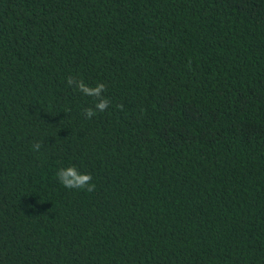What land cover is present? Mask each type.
<instances>
[{"label": "trees", "instance_id": "obj_1", "mask_svg": "<svg viewBox=\"0 0 264 264\" xmlns=\"http://www.w3.org/2000/svg\"><path fill=\"white\" fill-rule=\"evenodd\" d=\"M0 264H264V0H0Z\"/></svg>", "mask_w": 264, "mask_h": 264}, {"label": "clouds", "instance_id": "obj_2", "mask_svg": "<svg viewBox=\"0 0 264 264\" xmlns=\"http://www.w3.org/2000/svg\"><path fill=\"white\" fill-rule=\"evenodd\" d=\"M67 84L74 87L85 96H90L94 100L92 107L85 108L84 115L91 119L97 112L105 111L111 101L107 98L104 93L107 91L106 85L102 82L97 83L95 86H89L85 81L75 76L67 77ZM116 107L123 110V105L118 104ZM41 148V142L36 141L32 144L33 151H39ZM59 182L67 189L85 190L87 192L94 191L95 185L92 183L93 177L90 173L80 172L75 165H69L66 168H61L56 173Z\"/></svg>", "mask_w": 264, "mask_h": 264}]
</instances>
